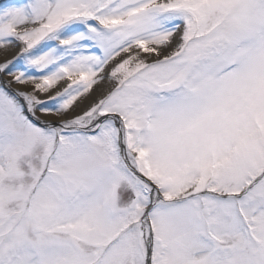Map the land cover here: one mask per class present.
<instances>
[{
	"label": "snow or ice",
	"instance_id": "6c2138e0",
	"mask_svg": "<svg viewBox=\"0 0 264 264\" xmlns=\"http://www.w3.org/2000/svg\"><path fill=\"white\" fill-rule=\"evenodd\" d=\"M0 54V264H264V0H0Z\"/></svg>",
	"mask_w": 264,
	"mask_h": 264
},
{
	"label": "bare ground",
	"instance_id": "6f19581e",
	"mask_svg": "<svg viewBox=\"0 0 264 264\" xmlns=\"http://www.w3.org/2000/svg\"><path fill=\"white\" fill-rule=\"evenodd\" d=\"M15 51V50H14ZM11 55H12V53H9L8 54V58H11ZM2 59H4V55L3 54H0V60H2Z\"/></svg>",
	"mask_w": 264,
	"mask_h": 264
},
{
	"label": "rangeland",
	"instance_id": "374dc122",
	"mask_svg": "<svg viewBox=\"0 0 264 264\" xmlns=\"http://www.w3.org/2000/svg\"><path fill=\"white\" fill-rule=\"evenodd\" d=\"M18 50V49H17ZM16 51V50H15ZM101 87H104V85H101Z\"/></svg>",
	"mask_w": 264,
	"mask_h": 264
}]
</instances>
